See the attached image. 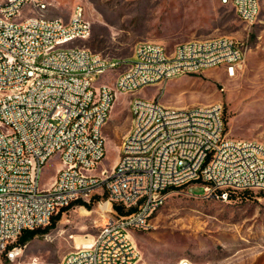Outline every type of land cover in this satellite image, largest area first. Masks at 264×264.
<instances>
[{
  "label": "built area",
  "instance_id": "2783aa9c",
  "mask_svg": "<svg viewBox=\"0 0 264 264\" xmlns=\"http://www.w3.org/2000/svg\"><path fill=\"white\" fill-rule=\"evenodd\" d=\"M222 1L248 24L264 13V0ZM49 6L0 0V264L22 253L25 231L48 226L62 208L84 204L104 185L113 214L59 264H137L132 231L151 226L170 189L200 184L225 198L264 192V141L229 136L222 103L171 106L136 94L214 68L235 76L247 55L243 40L193 38L172 49L142 40L130 58L110 57L80 44L92 28L81 5L67 21L46 16ZM115 70L113 83L99 81ZM120 94L131 96V126L112 169L97 174L104 127ZM52 158L59 167L43 185Z\"/></svg>",
  "mask_w": 264,
  "mask_h": 264
},
{
  "label": "rangeland",
  "instance_id": "374dc122",
  "mask_svg": "<svg viewBox=\"0 0 264 264\" xmlns=\"http://www.w3.org/2000/svg\"><path fill=\"white\" fill-rule=\"evenodd\" d=\"M48 1L45 15L65 21L81 5L92 28L80 44L110 57L130 58L142 40L168 49L193 38L228 35L243 40L247 55L235 76L214 68L146 86L136 94L157 97L171 106L220 102L229 136L264 141V13L248 24L238 18L231 3L222 0ZM117 71L102 75L99 81L113 83ZM130 97L116 98L104 127L106 154L97 174L111 170L119 157L131 126ZM59 163L57 158L47 162L43 185L51 183ZM107 199L104 185L87 204L67 208L54 226L23 244L22 253L11 264H59L113 214L100 208ZM132 237L139 249L137 264H264V192H229L225 198L206 193L200 184L170 189L151 226L132 231Z\"/></svg>",
  "mask_w": 264,
  "mask_h": 264
},
{
  "label": "trees",
  "instance_id": "16d2710c",
  "mask_svg": "<svg viewBox=\"0 0 264 264\" xmlns=\"http://www.w3.org/2000/svg\"><path fill=\"white\" fill-rule=\"evenodd\" d=\"M84 204H87L86 202H84ZM89 206V205H88ZM115 208L117 209V211L119 213L122 214H126L129 213L131 210L126 211L124 210V208L122 206L119 205H115ZM67 209V207L62 208L56 215L53 216L51 223L44 227V228H38V229H34V230H28L25 231L18 239V243L19 244H25L29 239L33 238L36 234H38L39 232H45L47 231L50 227L54 226L56 224V222L60 219L63 211H65Z\"/></svg>",
  "mask_w": 264,
  "mask_h": 264
},
{
  "label": "bare ground",
  "instance_id": "6f19581e",
  "mask_svg": "<svg viewBox=\"0 0 264 264\" xmlns=\"http://www.w3.org/2000/svg\"><path fill=\"white\" fill-rule=\"evenodd\" d=\"M100 208L102 209V210H104V211H108L109 210V204H108V202H103V203H101L100 204ZM86 239H85V241L88 239V236L87 237H85ZM134 239V238H133ZM81 240H83V239H81ZM80 240V241H81ZM79 241V242H80ZM85 241H83V242H85ZM79 242H77V243H79Z\"/></svg>",
  "mask_w": 264,
  "mask_h": 264
}]
</instances>
